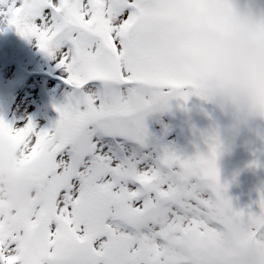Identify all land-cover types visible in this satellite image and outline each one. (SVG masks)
<instances>
[{
  "label": "snow or ice",
  "instance_id": "6c2138e0",
  "mask_svg": "<svg viewBox=\"0 0 264 264\" xmlns=\"http://www.w3.org/2000/svg\"><path fill=\"white\" fill-rule=\"evenodd\" d=\"M0 22L71 89L48 127L0 117V138L41 177L32 197L0 198V264H213L220 233L227 264H264V192L258 211L233 206L218 136L192 155L149 146L152 112L208 99L172 0H0Z\"/></svg>",
  "mask_w": 264,
  "mask_h": 264
},
{
  "label": "rangeland",
  "instance_id": "374dc122",
  "mask_svg": "<svg viewBox=\"0 0 264 264\" xmlns=\"http://www.w3.org/2000/svg\"><path fill=\"white\" fill-rule=\"evenodd\" d=\"M240 3L264 14V0H240ZM172 8L177 28L184 36L182 12L174 0ZM56 63L38 48L34 39L22 38L14 27L2 23L0 117L8 122L31 118L39 127L50 126L54 105L63 103L71 90L64 83V74ZM146 124L151 148L169 146L182 155H192L197 146L206 151L204 135L218 136L221 147L217 167L221 183L228 185L227 196L235 208L251 206L253 211L259 210L254 202L264 192V174L262 165H257L255 160L258 157L262 162L264 160V120L226 116L210 99L191 96L187 102L171 100L168 109L152 112L146 118ZM9 146L19 165H32L10 141ZM200 219L209 227H216L206 212L200 215ZM230 248L226 234L216 235L213 264H227Z\"/></svg>",
  "mask_w": 264,
  "mask_h": 264
},
{
  "label": "clouds",
  "instance_id": "9594fccd",
  "mask_svg": "<svg viewBox=\"0 0 264 264\" xmlns=\"http://www.w3.org/2000/svg\"><path fill=\"white\" fill-rule=\"evenodd\" d=\"M174 2L198 87L222 114L264 120V14L240 0ZM40 183L36 166L19 165L0 138V198L24 201Z\"/></svg>",
  "mask_w": 264,
  "mask_h": 264
},
{
  "label": "bare ground",
  "instance_id": "6f19581e",
  "mask_svg": "<svg viewBox=\"0 0 264 264\" xmlns=\"http://www.w3.org/2000/svg\"><path fill=\"white\" fill-rule=\"evenodd\" d=\"M2 25V22H0V26Z\"/></svg>",
  "mask_w": 264,
  "mask_h": 264
}]
</instances>
